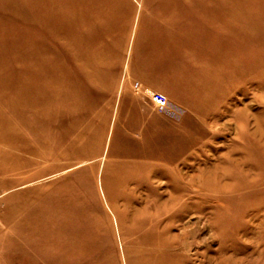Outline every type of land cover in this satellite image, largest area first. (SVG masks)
Here are the masks:
<instances>
[{
    "label": "rangeland",
    "instance_id": "obj_1",
    "mask_svg": "<svg viewBox=\"0 0 264 264\" xmlns=\"http://www.w3.org/2000/svg\"><path fill=\"white\" fill-rule=\"evenodd\" d=\"M148 1L0 0V264H264V0L167 6L196 95L168 98L165 164L116 165Z\"/></svg>",
    "mask_w": 264,
    "mask_h": 264
},
{
    "label": "crops",
    "instance_id": "obj_2",
    "mask_svg": "<svg viewBox=\"0 0 264 264\" xmlns=\"http://www.w3.org/2000/svg\"><path fill=\"white\" fill-rule=\"evenodd\" d=\"M167 6L177 14L187 8V2L149 0L147 8L143 7L146 11L142 9L137 17V27L131 34L125 56L118 61L114 108L116 118L121 112L117 142L123 143V153L116 159V165L125 161L139 164V160H146L141 151L152 156L149 160L153 162L152 168L166 162L167 108L157 109L146 95L149 91L160 92L180 104L187 102L186 93L190 97L196 95V82L184 71L183 64L188 57L186 39L182 44L181 38L168 37L167 45ZM136 86L149 91L142 95L135 91ZM189 111L192 110L189 108Z\"/></svg>",
    "mask_w": 264,
    "mask_h": 264
},
{
    "label": "built area",
    "instance_id": "obj_3",
    "mask_svg": "<svg viewBox=\"0 0 264 264\" xmlns=\"http://www.w3.org/2000/svg\"><path fill=\"white\" fill-rule=\"evenodd\" d=\"M148 93L151 100L156 104L159 110H166L168 105V98L164 94L156 91H149Z\"/></svg>",
    "mask_w": 264,
    "mask_h": 264
}]
</instances>
